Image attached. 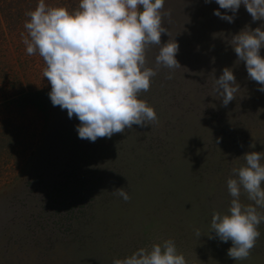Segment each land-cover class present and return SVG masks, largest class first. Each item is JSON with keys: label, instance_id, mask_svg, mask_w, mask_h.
Instances as JSON below:
<instances>
[{"label": "rangeland", "instance_id": "1", "mask_svg": "<svg viewBox=\"0 0 264 264\" xmlns=\"http://www.w3.org/2000/svg\"><path fill=\"white\" fill-rule=\"evenodd\" d=\"M72 1L48 3L71 12ZM214 9L226 11L216 0H165L161 43H178L181 67L161 66L138 96L158 122L95 142L80 139V121L53 106L46 65L22 42L24 17L14 26L0 19V264H112L167 239L187 264H264V221L244 260L227 256L231 241L208 235L212 213L230 206L232 169L246 152L264 154V92L230 44L264 20L243 4L231 23ZM159 47L148 50V67ZM225 67L239 85L226 107L214 88ZM121 187L128 201L114 194Z\"/></svg>", "mask_w": 264, "mask_h": 264}, {"label": "clouds", "instance_id": "2", "mask_svg": "<svg viewBox=\"0 0 264 264\" xmlns=\"http://www.w3.org/2000/svg\"><path fill=\"white\" fill-rule=\"evenodd\" d=\"M216 3L226 11L214 9L213 14L229 23L241 4L253 21L264 20V0H216ZM164 5L165 0H79L78 7L69 12L64 6L38 0L34 9L25 12L27 35H21L26 52L42 57L46 65L43 77L51 85L49 98L53 106L66 110L69 118L75 115L80 121L76 127L80 139L95 142L97 138H111L126 128L132 129L133 125L158 122L154 109L138 96L149 90L151 78L161 66L181 67L176 59L178 43L174 39L161 43V34L167 33L164 17L170 16ZM228 11L233 15H227ZM262 27L245 26L232 36L230 44L238 61L244 62L249 79L257 82L258 90L264 92ZM151 46H160L154 67L147 66ZM214 88L223 106L235 99L239 85L230 68H223ZM243 157L245 163L234 167L226 181L232 197L230 206L226 213H212L208 234L210 239L231 241L227 256L233 260L250 256L260 236L257 226L264 221V215L257 210L264 208V154L250 151ZM114 194L125 201L130 199L123 187ZM242 194L251 203L242 202ZM195 235L201 236L199 229ZM112 264H187V261L178 253L174 240L167 239L141 247L123 259H114Z\"/></svg>", "mask_w": 264, "mask_h": 264}, {"label": "trees", "instance_id": "3", "mask_svg": "<svg viewBox=\"0 0 264 264\" xmlns=\"http://www.w3.org/2000/svg\"><path fill=\"white\" fill-rule=\"evenodd\" d=\"M50 1L52 2V0H45V3L49 4L48 2ZM73 1L76 7L72 6L71 11L77 8L79 4L78 0ZM37 3L38 0H0V19L4 20L7 26H14L16 24V18L20 15L26 21L28 17L25 15V12L34 9Z\"/></svg>", "mask_w": 264, "mask_h": 264}]
</instances>
